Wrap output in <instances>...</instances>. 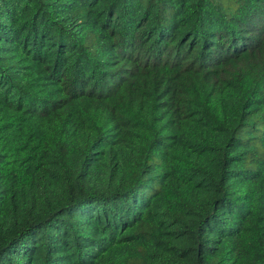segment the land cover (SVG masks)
Masks as SVG:
<instances>
[{"label":"trees","instance_id":"obj_1","mask_svg":"<svg viewBox=\"0 0 264 264\" xmlns=\"http://www.w3.org/2000/svg\"><path fill=\"white\" fill-rule=\"evenodd\" d=\"M0 264H264V0H0Z\"/></svg>","mask_w":264,"mask_h":264}]
</instances>
